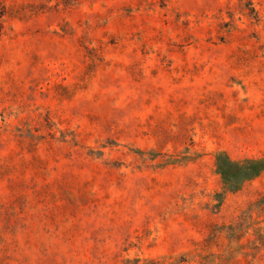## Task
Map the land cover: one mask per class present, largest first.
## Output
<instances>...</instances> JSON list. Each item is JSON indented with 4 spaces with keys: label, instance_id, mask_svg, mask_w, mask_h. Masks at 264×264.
Returning <instances> with one entry per match:
<instances>
[{
    "label": "rangeland",
    "instance_id": "rangeland-1",
    "mask_svg": "<svg viewBox=\"0 0 264 264\" xmlns=\"http://www.w3.org/2000/svg\"><path fill=\"white\" fill-rule=\"evenodd\" d=\"M0 264H264V0H0Z\"/></svg>",
    "mask_w": 264,
    "mask_h": 264
}]
</instances>
